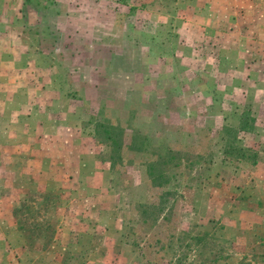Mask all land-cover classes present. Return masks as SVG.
I'll use <instances>...</instances> for the list:
<instances>
[{
  "label": "rangeland",
  "instance_id": "rangeland-1",
  "mask_svg": "<svg viewBox=\"0 0 264 264\" xmlns=\"http://www.w3.org/2000/svg\"><path fill=\"white\" fill-rule=\"evenodd\" d=\"M0 264H264V0H0Z\"/></svg>",
  "mask_w": 264,
  "mask_h": 264
},
{
  "label": "trees",
  "instance_id": "trees-1",
  "mask_svg": "<svg viewBox=\"0 0 264 264\" xmlns=\"http://www.w3.org/2000/svg\"><path fill=\"white\" fill-rule=\"evenodd\" d=\"M31 1L32 0H25V3L27 4V3H30ZM245 118L246 117H243L242 120H241V125H243V126L245 125Z\"/></svg>",
  "mask_w": 264,
  "mask_h": 264
}]
</instances>
